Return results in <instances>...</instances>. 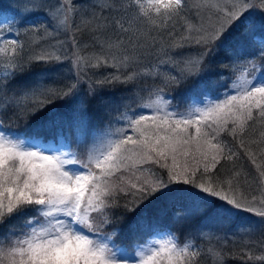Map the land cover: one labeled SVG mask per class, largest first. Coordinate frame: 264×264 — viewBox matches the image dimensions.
I'll use <instances>...</instances> for the list:
<instances>
[{"label":"snow or ice","instance_id":"6c2138e0","mask_svg":"<svg viewBox=\"0 0 264 264\" xmlns=\"http://www.w3.org/2000/svg\"><path fill=\"white\" fill-rule=\"evenodd\" d=\"M229 222L264 237V0L0 4V264H222Z\"/></svg>","mask_w":264,"mask_h":264},{"label":"trees","instance_id":"16d2710c","mask_svg":"<svg viewBox=\"0 0 264 264\" xmlns=\"http://www.w3.org/2000/svg\"><path fill=\"white\" fill-rule=\"evenodd\" d=\"M221 91H226V89H221ZM170 95H175L177 101H179L181 99L182 94L172 92V93H170ZM145 101H147V95L145 96ZM247 163L248 162L245 161V164H247ZM258 163H261V161L258 160ZM249 219H257V217H251ZM236 223H239V221H237ZM166 227H170L172 230L176 231L177 235H181V233L185 231L183 226L172 223L170 220L167 222ZM234 231H235V229L232 227L231 222L225 224L224 232L228 233L230 235V237H233L235 239L243 238L246 241H249L247 243V245L251 246V245H253L251 243L254 242V243H257V246L244 247V245L246 244L245 242L237 243V242H233V241H227L226 244H223L220 241L218 242L216 240H213L210 243L203 244V247H205L206 249H208L209 247H213L215 250H217V247L219 246V251L221 252L222 257H226L224 260H222L223 261L222 264H254V262H250L244 258L245 253L252 252L254 255H260L261 254L260 242L262 239H264V237L258 238V236L254 237V236H250V235H248V236H246V235H243V236L233 235L232 233ZM219 234H223V232L219 233ZM181 238L183 239L182 236H181ZM208 259H209V255L207 254L204 256L202 264H210ZM255 263L258 264V262H255Z\"/></svg>","mask_w":264,"mask_h":264},{"label":"rangeland","instance_id":"374dc122","mask_svg":"<svg viewBox=\"0 0 264 264\" xmlns=\"http://www.w3.org/2000/svg\"><path fill=\"white\" fill-rule=\"evenodd\" d=\"M11 2V0H0V4H8V3H10ZM142 95H145L146 96V94H142ZM252 216H249L248 218H251ZM258 219V218H257ZM231 233V232H230ZM224 234V233H223ZM223 234H219V235H222L223 236ZM259 234V235H258ZM232 236V235H231ZM238 236H243V234H239ZM246 236H248V235H246ZM250 236H254V237H256V236H258V238H261L262 236L260 235V233L259 232H253ZM252 238V237H251ZM227 241H233V242H237V243H243V242H245L246 244L249 242V241H246L245 239H243V238H241V239H235V238H233V237H230V235L228 234V237H227V239H223V240H221L220 242L221 243H223V244H226L227 243ZM251 244H253V245H251V246H257V243H254V242H252ZM212 245V244H211ZM260 248H261V246H260ZM208 249H212V251H214V252H218V253H220V255H221V252L219 251V246L217 247V250H215L213 247H209ZM208 255H209V263L210 264H217V260H216V258L211 254V253H208ZM226 256V255H225ZM221 257H222V255H221ZM226 257H222V260H224ZM222 263H223V261H222ZM254 264H256L255 262H254Z\"/></svg>","mask_w":264,"mask_h":264}]
</instances>
